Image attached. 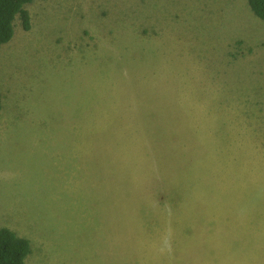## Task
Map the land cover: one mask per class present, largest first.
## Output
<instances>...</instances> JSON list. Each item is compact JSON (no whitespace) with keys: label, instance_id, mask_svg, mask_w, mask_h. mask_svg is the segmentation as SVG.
I'll list each match as a JSON object with an SVG mask.
<instances>
[{"label":"rangeland","instance_id":"374dc122","mask_svg":"<svg viewBox=\"0 0 264 264\" xmlns=\"http://www.w3.org/2000/svg\"><path fill=\"white\" fill-rule=\"evenodd\" d=\"M0 49V230L27 264H264V21L247 0H37Z\"/></svg>","mask_w":264,"mask_h":264},{"label":"trees","instance_id":"16d2710c","mask_svg":"<svg viewBox=\"0 0 264 264\" xmlns=\"http://www.w3.org/2000/svg\"><path fill=\"white\" fill-rule=\"evenodd\" d=\"M37 0H0V49L15 35V22L20 17L25 31L31 30V17L26 6ZM51 1V0H42ZM252 12L264 21V0H247ZM0 92V112L2 111ZM32 253L31 242L7 228L0 230V264H27Z\"/></svg>","mask_w":264,"mask_h":264}]
</instances>
